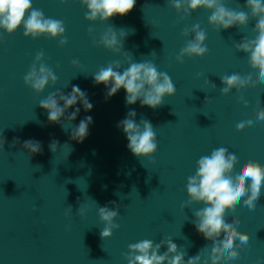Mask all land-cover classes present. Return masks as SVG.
<instances>
[{"label":"clouds","instance_id":"1","mask_svg":"<svg viewBox=\"0 0 264 264\" xmlns=\"http://www.w3.org/2000/svg\"><path fill=\"white\" fill-rule=\"evenodd\" d=\"M136 2L137 0H80L81 5L87 8L85 20L93 23L97 21L107 23L117 15L124 17L134 9ZM168 3L177 14L183 13L181 19L201 8L211 11L208 23L218 32L233 27L245 28L250 19L255 20L256 24L252 29L255 38L244 37L234 46L238 51L248 54V63L253 72L257 73L256 78L254 80L252 74L243 77L237 73L225 75L221 77L223 85L221 94L228 95L233 89L239 91L249 87L255 88L257 85L264 86V0H246L244 7L249 10L248 12L226 7L224 0H168ZM21 26L26 38L35 40L44 36L58 40L60 47L68 44L64 22L46 18L41 10L33 8L32 0H0V30L12 35ZM93 31L89 28L90 36ZM128 34L124 29L116 30L110 27L100 35L98 41L93 36L94 46H103L116 55L122 54L127 63V67H123L122 62L116 60L106 67H101L93 74V83L105 86L106 100L124 89L127 105L131 106L139 101L141 107L147 106L155 110L163 106L166 97L170 98L176 94V86L171 77L166 72L159 71L152 60L133 61L129 52L124 50V42ZM190 34H194L193 38L188 40L185 47L175 56L177 63L182 64L185 57L202 58L208 53L205 45L206 32L198 23L190 29L185 28L182 32L184 37ZM44 55L43 51L36 54L34 62L23 78L25 86L38 95L44 93L49 84L55 86L58 82L53 69L43 62ZM151 57L155 59V52ZM71 63L73 67L80 66V62L76 59ZM197 75L199 78L203 74ZM205 83L210 84L207 78ZM211 87L215 89L216 85L211 84ZM208 100L209 98L206 97L205 102ZM240 100L245 107H248V102L242 96ZM78 103L85 112H90L94 107L87 92L73 85L68 94L59 89L49 93L46 98L39 101V106L46 110L49 124H59L65 131L70 129V139L83 143L89 134V126L93 123V118L86 116L77 126H73L72 122L76 120L81 110L80 107H76ZM71 108L75 110L69 113L68 110ZM136 115L135 110L129 111L117 127L123 130L129 151L137 158L149 159L157 152V135L149 120L141 119L137 123ZM255 119L256 122H264V108L258 107ZM253 123V120L242 121L236 125V130L251 128ZM16 143L19 141L14 140L13 145ZM4 144L5 139L0 133V150H3ZM58 146L59 141L53 139L49 149L55 154ZM63 146L70 145L66 143ZM23 148L29 153V157L42 153V144L36 140L24 141ZM237 163L238 157L234 153L229 152L225 147H219L213 149L210 155L201 156L196 162L195 174L187 178L188 199L181 205V210L191 208L194 204L204 205L194 212L195 219L192 223L198 234L212 242L210 251L208 247H204L197 255L189 257L186 261V251H180L171 236L161 239L159 243L144 239L128 245L129 251L123 254L127 264H222V262L233 264L240 259L242 253L247 250L250 238L247 233L237 230L240 221L234 213L236 208L246 207V214L251 216L257 209L261 188L264 186V165L249 160L233 177L231 174ZM109 203L114 207H98L99 218L105 224L100 233L102 239L110 238L113 230L120 228L115 220L120 215L121 206L115 201ZM68 212H72L71 206L68 207ZM85 212L86 208L80 206L77 215L83 217ZM228 213H233L231 222L225 219ZM165 246L167 250L161 254V248Z\"/></svg>","mask_w":264,"mask_h":264}]
</instances>
